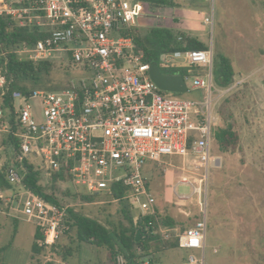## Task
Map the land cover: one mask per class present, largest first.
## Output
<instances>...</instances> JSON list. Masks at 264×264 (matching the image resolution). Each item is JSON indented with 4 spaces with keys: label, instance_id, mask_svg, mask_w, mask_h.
Listing matches in <instances>:
<instances>
[{
    "label": "built area",
    "instance_id": "2783aa9c",
    "mask_svg": "<svg viewBox=\"0 0 264 264\" xmlns=\"http://www.w3.org/2000/svg\"><path fill=\"white\" fill-rule=\"evenodd\" d=\"M147 12L148 4L140 0H0V18L43 33L32 44L12 48L18 60H60L73 69L63 88L23 94L8 70L9 50L0 43V131L16 144L4 168L8 187H0V201L8 191H17L20 213L44 232L43 245H52L68 230L63 223L68 207L25 189L23 162L46 178L63 169L69 184L89 194H110L111 186L118 185L124 190L122 199L137 207V218L153 217L144 230L162 241L175 240L178 248L199 251V258L187 256V264H203L207 171L218 162L210 154L212 126L218 122L213 107L221 94L212 85L210 48L160 56L162 65L185 70L184 81L190 66L205 69L204 76L191 80L192 89L203 91L201 99L182 98L154 84L150 63L131 33ZM204 23L211 25L212 15ZM33 98L42 106L39 123L27 102ZM172 157L181 164L180 182L190 184L196 196L198 218L188 227L164 223L145 176L148 162L165 166L167 174L175 166L167 160ZM186 164L195 169L191 181L183 173ZM191 195L176 197L186 202ZM124 261L123 255L116 257L118 264ZM140 264L149 263L141 259Z\"/></svg>",
    "mask_w": 264,
    "mask_h": 264
},
{
    "label": "rangeland",
    "instance_id": "374dc122",
    "mask_svg": "<svg viewBox=\"0 0 264 264\" xmlns=\"http://www.w3.org/2000/svg\"><path fill=\"white\" fill-rule=\"evenodd\" d=\"M175 1L179 4L170 14L169 8L148 5L147 15L134 27L138 28L137 37L141 39L152 27L169 28L176 37H195L210 48L212 59L217 54L226 56L234 72L233 83L227 88H219L212 81L214 93L221 94L213 107L218 122L212 126L210 148V154L218 157V162L207 171L203 264H264V0ZM211 15V25L205 24L204 19ZM52 63V68L41 80L23 82L29 91L49 90L65 84L73 69L60 60ZM189 68L185 79L187 92L173 94L199 100L203 91L192 89L191 80L194 75L204 76L206 71L195 65ZM27 102L34 120L42 122L39 98ZM15 104H22V101L15 100ZM2 121L4 119L0 120V129ZM226 123H232L239 135L238 148L233 152L221 151L215 135ZM5 134L0 131V169L5 168L12 155V150L2 144ZM167 160L175 165L167 174L155 164L147 163L148 188L155 199L157 212L164 215L162 219L167 216L173 225L188 227L198 218L196 196L191 195L190 184L180 182L182 171L178 169L181 165L178 158ZM194 171L192 165H185L183 173L187 181L195 177ZM39 184L44 193L57 199L59 205L93 218L107 229L117 228L119 224L129 227L121 212L125 204L112 200L105 191L87 194L83 187H73L65 181L52 184L44 176ZM16 192L8 191L0 201V264H118L116 258L110 260L105 248L78 243L74 229L70 228L59 233L52 245L45 244L41 251L34 253L31 248L33 234L39 228L20 213ZM74 193L89 195L91 200H74L71 196ZM176 195H191V198L181 202ZM125 208L136 220L137 207L129 203ZM39 232L45 238L44 232ZM174 242L154 239L149 243L151 264H187L189 254L200 257L199 251L172 247ZM64 244L69 245L73 253L62 259L59 252ZM141 259L147 262L144 257ZM123 264L128 263L125 260ZM134 264H140V261Z\"/></svg>",
    "mask_w": 264,
    "mask_h": 264
},
{
    "label": "trees",
    "instance_id": "16d2710c",
    "mask_svg": "<svg viewBox=\"0 0 264 264\" xmlns=\"http://www.w3.org/2000/svg\"><path fill=\"white\" fill-rule=\"evenodd\" d=\"M147 3L151 7H176L177 4L173 0H140ZM138 28H133L131 33L134 36V41L137 48L141 49L145 54V59L149 63H155L159 67L162 74L173 75L178 74L184 76V69L176 66H165L160 63V56L164 53H175L182 52L185 50H207L208 47L196 39L195 37L180 35L181 40H177L171 29L163 27H152L149 28L145 35L139 39L136 35ZM43 36V33L37 30H29L27 28H18L12 24L8 18H0V43L3 48L9 50L8 54V70L15 78V87L20 90L23 94H26L29 90L23 82L33 81L37 82L41 80L43 75H47L52 68L53 63L51 61H40L32 62L30 60H18L16 55L13 53L12 48L16 44L26 42L32 44L36 39ZM212 81L214 85L219 88H227L233 83L234 72L230 61L224 55L217 54L212 59ZM65 85V84H64ZM52 87L49 90H59L64 87ZM9 101L6 100L4 105H8ZM223 119V116H220ZM9 124H12L9 121ZM232 123H226V125L218 131L215 135L218 138L219 149L223 152H233L238 148L239 135L232 128ZM2 144L9 147L13 152L16 150V144L14 139L5 134L2 139ZM7 153V151H6ZM12 155L8 159L12 161ZM8 156V153H7ZM23 176L22 185L25 189H30L37 195L41 196L45 200L58 205L57 199L53 195H48L42 191V187L39 184L42 178V173L33 168L31 164L26 162L22 163ZM52 184H56L61 181L67 182L69 176L65 170L61 169L58 172L52 173L47 178ZM0 187L6 189L8 187L4 178V169H0ZM88 194V193H87ZM95 194V193H94ZM112 200H116L124 203L127 206V202L122 199L124 190L118 185L111 186V193L107 194ZM74 200H81L88 202L91 197L86 194L74 193L71 195ZM70 196V197H71ZM127 203V204H126ZM124 207L121 212L124 218L129 222V227H123L121 224L117 228L112 230L107 229L104 225L99 223L97 220L85 216L73 209H68L64 216V222L68 225V229H74V236L78 243H87L98 248H105L108 251V255L111 261H114L118 255H123L128 264H134L135 261L141 260L142 257L151 255L152 252L148 251L149 243L154 239H159L158 236L153 235L150 231L144 230V225L147 222L152 221V216L138 217L132 219L129 212ZM164 223L167 225H173V222L167 217H163ZM70 226V227H69ZM140 229L146 234L144 240L135 241V232ZM16 229H14V233ZM34 242L32 243V251L38 253L45 245L44 236L35 229L33 234ZM39 242L42 245H39ZM172 247L177 246L176 241L171 244ZM136 249L140 250V255H136ZM72 249L69 245H62L60 249V256L62 259L70 257L72 255ZM152 258L149 257L146 261L151 264Z\"/></svg>",
    "mask_w": 264,
    "mask_h": 264
},
{
    "label": "water",
    "instance_id": "95a60500",
    "mask_svg": "<svg viewBox=\"0 0 264 264\" xmlns=\"http://www.w3.org/2000/svg\"><path fill=\"white\" fill-rule=\"evenodd\" d=\"M148 74L154 84L162 91L180 94H184L187 92L185 81L181 75L162 74L159 67L155 63H150ZM145 238L146 234L143 233L140 229H137L135 232V241L137 242L138 240H144ZM144 258L148 259V256Z\"/></svg>",
    "mask_w": 264,
    "mask_h": 264
},
{
    "label": "crops",
    "instance_id": "0c3cea01",
    "mask_svg": "<svg viewBox=\"0 0 264 264\" xmlns=\"http://www.w3.org/2000/svg\"><path fill=\"white\" fill-rule=\"evenodd\" d=\"M173 1H174L176 4H179L177 1H175V0H173ZM197 5H199V4L197 3ZM154 8H166V9L169 8V9H167V10H169L168 13L170 14V13H172V11H173V9H174L175 7H154ZM181 9H186V8H182V6H181ZM168 21H169V20H168ZM168 21H167V23H168ZM138 25H139V24H138ZM147 166H148V165H146V167H147ZM152 166H153V165H152ZM155 166H157V167L160 168L161 170H162L163 167H165V166H163V165H162V166H159V165H156V164H155ZM145 169H146V168H145ZM145 176H146V174H145ZM161 216H164V215H161ZM149 257H151V256L148 255V258H149Z\"/></svg>",
    "mask_w": 264,
    "mask_h": 264
}]
</instances>
